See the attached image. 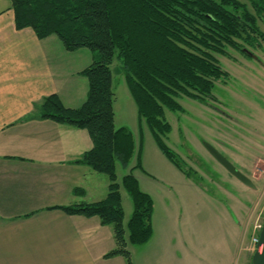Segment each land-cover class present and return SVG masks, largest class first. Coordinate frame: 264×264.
I'll use <instances>...</instances> for the list:
<instances>
[{
  "label": "trees",
  "instance_id": "obj_1",
  "mask_svg": "<svg viewBox=\"0 0 264 264\" xmlns=\"http://www.w3.org/2000/svg\"><path fill=\"white\" fill-rule=\"evenodd\" d=\"M249 2V0H247ZM16 28L31 27L38 38L55 35L66 51H92V62L79 73L87 79V94L76 108H67L56 94L42 99L38 118L85 129L92 147L74 163L105 174L104 198L93 203L58 207L67 214L96 216L112 225L115 248L105 257L122 255L132 264L127 245H140L152 235L153 201L137 179L123 175L121 184L132 202L124 223L116 164L126 168L134 153L132 133L115 127L111 65L123 74L136 105L161 153L187 177L190 172L165 144L171 126L165 110L181 111L177 98L205 102L215 82L227 77L214 54L239 49L249 38V9L240 0H11ZM253 40L263 33L256 25L264 16V0H252ZM139 156V151H138ZM134 167H141L139 157ZM133 167V168H134ZM83 189L75 188L80 195ZM251 264V263H250Z\"/></svg>",
  "mask_w": 264,
  "mask_h": 264
},
{
  "label": "crops",
  "instance_id": "obj_2",
  "mask_svg": "<svg viewBox=\"0 0 264 264\" xmlns=\"http://www.w3.org/2000/svg\"><path fill=\"white\" fill-rule=\"evenodd\" d=\"M78 51H66L55 35L16 28L11 0H0V264H127L122 255L105 257L116 246L112 225L58 208L97 202L109 183L74 163L92 147L85 129L38 118L37 106L51 94L67 108L85 100L79 72L92 56L89 63L72 58ZM152 235L127 245L132 264H189ZM244 259L239 250L233 264Z\"/></svg>",
  "mask_w": 264,
  "mask_h": 264
},
{
  "label": "rangeland",
  "instance_id": "obj_3",
  "mask_svg": "<svg viewBox=\"0 0 264 264\" xmlns=\"http://www.w3.org/2000/svg\"><path fill=\"white\" fill-rule=\"evenodd\" d=\"M240 1L249 9L247 0ZM261 18L256 25L264 33ZM257 41L253 48L244 47L258 59L231 47L225 49L226 55L214 54L228 75L215 82L213 98L199 102L181 96L177 98L181 111L165 110L171 130L163 141L191 177L161 153L146 123L138 120L124 76L116 70L117 61L111 65L115 127L129 129L135 145L129 165L116 164L125 223L132 202L121 179L131 173L153 201L152 241L158 245L168 241L174 256L189 264H233L239 250L245 256L242 264H250L255 252L250 239L264 222V40L258 36ZM78 50L72 58L89 63L92 51ZM207 144L246 175L253 187L215 159ZM137 157L141 167H134Z\"/></svg>",
  "mask_w": 264,
  "mask_h": 264
},
{
  "label": "water",
  "instance_id": "obj_4",
  "mask_svg": "<svg viewBox=\"0 0 264 264\" xmlns=\"http://www.w3.org/2000/svg\"><path fill=\"white\" fill-rule=\"evenodd\" d=\"M207 149L215 157V159H217L230 173L235 175L246 185L253 187L251 180L243 173L238 171L233 166V164L229 160H227V158H225L220 152H218L213 146L207 144ZM257 246L260 247V251L256 250L253 253L251 257V264H264V222L258 235Z\"/></svg>",
  "mask_w": 264,
  "mask_h": 264
},
{
  "label": "flooded vegetation",
  "instance_id": "obj_5",
  "mask_svg": "<svg viewBox=\"0 0 264 264\" xmlns=\"http://www.w3.org/2000/svg\"><path fill=\"white\" fill-rule=\"evenodd\" d=\"M253 3H252V0H249V38L246 40V42H244L243 43V46L242 47H240L239 49H235V50H237L240 54H244L245 56H247V57H249V58H251L252 59V57L254 56V54H253V52H251L250 50H247L245 47H244V45H246V46H249V49L250 48H253L255 45H259L258 44V42H255L254 40H253V31H252V27H251V25H252V16L254 15V8H253V5H252ZM262 19V18H261ZM258 30L260 31V29L258 28ZM261 32V31H260ZM263 33V32H262ZM263 37H264V33H263ZM253 58H255V59H258V58H256V56L255 57H253ZM207 98H213V96L212 97H207ZM219 152V151H218ZM223 155V154H222ZM224 156V155H223ZM225 157V156H224ZM226 158V157H225ZM228 160V159H227ZM246 176V175H245ZM252 182V181H251ZM253 184V183H252ZM252 187V186H251ZM261 228H262V226H261ZM261 228H260V230H261ZM260 230H259V232H260ZM259 235V234H258Z\"/></svg>",
  "mask_w": 264,
  "mask_h": 264
},
{
  "label": "built area",
  "instance_id": "obj_6",
  "mask_svg": "<svg viewBox=\"0 0 264 264\" xmlns=\"http://www.w3.org/2000/svg\"><path fill=\"white\" fill-rule=\"evenodd\" d=\"M260 228H259V230H260ZM259 230L256 233V235L251 236V239H250L251 252H254L256 250H258V251L260 250V247L257 246ZM248 250H249V247H248Z\"/></svg>",
  "mask_w": 264,
  "mask_h": 264
}]
</instances>
